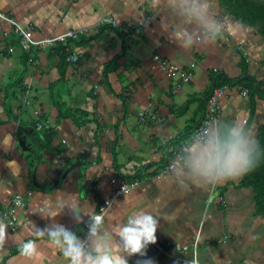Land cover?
<instances>
[{"label":"crops","instance_id":"crops-1","mask_svg":"<svg viewBox=\"0 0 264 264\" xmlns=\"http://www.w3.org/2000/svg\"><path fill=\"white\" fill-rule=\"evenodd\" d=\"M0 11L36 40L79 30L65 43L22 49L14 25L0 19V212L16 194L24 201L13 226L0 214L8 225L0 264H67L47 236L34 234V225L52 222L42 212L57 199L70 200L72 210L66 207L55 222L84 237L88 215L122 183L128 188L106 211L105 230L115 239L116 227L130 215L152 212L163 217L156 242L168 251L150 244L145 256L129 257L128 264H264V215L255 190L243 184L246 173L208 184H181L171 169L163 173L204 117L211 73L254 77L264 85V38L256 27L213 0L215 15L226 21L225 35L184 49L161 27L168 19L162 0H0ZM106 18L138 30V37L112 29ZM155 56L181 69L192 66L191 80L173 89L174 78ZM219 104L214 121L244 119L258 142L264 124L258 87L251 98L246 88L229 86ZM50 128L55 135L48 145L41 131ZM9 161L18 174L9 173ZM33 175L39 185L56 184L36 186ZM30 239L37 244L31 258L18 251Z\"/></svg>","mask_w":264,"mask_h":264},{"label":"clouds","instance_id":"clouds-1","mask_svg":"<svg viewBox=\"0 0 264 264\" xmlns=\"http://www.w3.org/2000/svg\"><path fill=\"white\" fill-rule=\"evenodd\" d=\"M168 19L161 27L179 47L190 49L201 42L214 43L227 31L226 21L213 11V0H162ZM260 148L244 119L231 122L214 121L181 147L171 165V174L181 184L216 183L235 179L254 169L259 161ZM14 161L6 167L10 174H18L19 166ZM71 201L57 199L47 206L42 216L52 221L44 228L34 225L37 238L47 236L52 247L57 249L67 264H128L134 255L145 256L150 244L157 241L159 219L152 212L140 211L130 215L118 225L113 234L104 227L103 215H88L87 231L83 238L64 225L55 222ZM72 210V209H71ZM73 212V219L81 223V214ZM8 225L0 220V248L7 239ZM18 251L22 256L37 254L35 240L21 242ZM136 264H154L151 259L138 260Z\"/></svg>","mask_w":264,"mask_h":264},{"label":"built area","instance_id":"built-area-1","mask_svg":"<svg viewBox=\"0 0 264 264\" xmlns=\"http://www.w3.org/2000/svg\"><path fill=\"white\" fill-rule=\"evenodd\" d=\"M0 19L14 25L15 31L20 35L19 45L22 49H29L33 45H36L41 49L46 46L55 45L56 43H65L67 39L75 38L79 32V30H68L61 34L52 35L43 39L36 40L33 38L32 31L30 29L22 28L11 17H9L8 15H6L1 11H0ZM105 21L112 27V29L118 30L122 33L125 32L131 40L136 39L139 35L138 30L130 29L126 26H120L116 21H114L111 18H106ZM11 50L12 48H9V51ZM71 58L72 60H75L76 57L72 56ZM154 58L160 61L161 67L164 69L166 75L174 78L175 81L173 84V89H178L183 84L188 83L191 80L193 75L191 70L192 66L187 69H181L175 63H173L167 58H159L158 56H155ZM20 85L25 90L24 94H27L29 86L25 82L20 83ZM228 87L229 86L225 85L223 87L216 88L208 96L206 100L204 117L202 118L198 126L189 134V140L192 137L196 136L202 129H204L208 124L212 123L219 116L220 114L219 99L223 95L224 90ZM243 93L246 94V91H243ZM24 101L28 103V99L26 96H24ZM139 117L142 119L143 113H141ZM151 117L155 118V115H151ZM180 149L174 152V157H176ZM171 165H172L171 163L165 165L163 167V173L168 172L171 169ZM118 186L119 187L115 190V192L111 197L103 200L101 203L98 204L96 211L94 212L93 215L99 214L104 216L112 201L115 198H117L119 195H121L124 191H126V189L128 188V184H124V183ZM23 205H24V201L22 199V196L16 194L11 199L10 205L7 207V209L1 211L0 214L10 226H13L15 213L17 209L23 207ZM152 245L155 247L157 251L165 254L168 253L167 249L162 245H160L158 242ZM191 264H197V263L196 261H192Z\"/></svg>","mask_w":264,"mask_h":264},{"label":"trees","instance_id":"trees-1","mask_svg":"<svg viewBox=\"0 0 264 264\" xmlns=\"http://www.w3.org/2000/svg\"><path fill=\"white\" fill-rule=\"evenodd\" d=\"M219 2L230 15L240 20L241 23L248 27H256L259 30V34L264 38L263 0H219ZM210 76L213 81L210 89L211 92L212 90L225 85L238 86L241 88H246L248 94L252 98L256 95V87H258L260 95L264 97V85L261 82H257L254 77L233 79L230 78L225 72L219 71L211 73ZM209 95L210 93L208 96ZM41 133L44 141L50 145L55 133L51 128L42 130ZM258 144L260 148L259 161L254 169L246 172L243 178V184L251 186L255 190V201L260 213L264 215V124L261 125L258 130ZM60 152V149L57 150V153Z\"/></svg>","mask_w":264,"mask_h":264},{"label":"water","instance_id":"water-1","mask_svg":"<svg viewBox=\"0 0 264 264\" xmlns=\"http://www.w3.org/2000/svg\"><path fill=\"white\" fill-rule=\"evenodd\" d=\"M264 1V0H263ZM39 159V155H38V157H37V160ZM37 164H38V162H37ZM38 166V165H37ZM37 166L36 167H33V170L35 171V169L37 168ZM70 169V167H67V168H65V170H64V173H62V176H65L66 175V173H67V171ZM33 181H34V183H35V185L36 186H41V187H44V186H51V187H53L55 184H56V181H54V182H48L47 184H44V185H39V184H37L36 182H35V175H33Z\"/></svg>","mask_w":264,"mask_h":264},{"label":"bare ground","instance_id":"bare-ground-1","mask_svg":"<svg viewBox=\"0 0 264 264\" xmlns=\"http://www.w3.org/2000/svg\"><path fill=\"white\" fill-rule=\"evenodd\" d=\"M124 34H126L125 32H123Z\"/></svg>","mask_w":264,"mask_h":264}]
</instances>
